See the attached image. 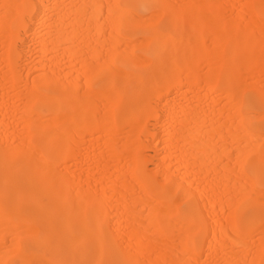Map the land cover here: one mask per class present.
<instances>
[{
  "label": "bare ground",
  "instance_id": "1",
  "mask_svg": "<svg viewBox=\"0 0 264 264\" xmlns=\"http://www.w3.org/2000/svg\"><path fill=\"white\" fill-rule=\"evenodd\" d=\"M0 264H264V0H0Z\"/></svg>",
  "mask_w": 264,
  "mask_h": 264
},
{
  "label": "rangeland",
  "instance_id": "2",
  "mask_svg": "<svg viewBox=\"0 0 264 264\" xmlns=\"http://www.w3.org/2000/svg\"><path fill=\"white\" fill-rule=\"evenodd\" d=\"M77 163H78V164H77L76 168H77V169H80V168H81V163H80L79 161H77ZM79 163H80V164H79ZM148 163H149V161H148ZM209 262L211 263V261H209ZM209 262H208V263H209Z\"/></svg>",
  "mask_w": 264,
  "mask_h": 264
}]
</instances>
